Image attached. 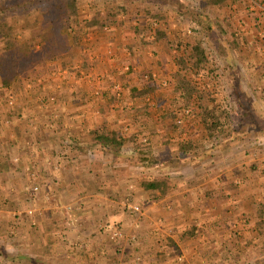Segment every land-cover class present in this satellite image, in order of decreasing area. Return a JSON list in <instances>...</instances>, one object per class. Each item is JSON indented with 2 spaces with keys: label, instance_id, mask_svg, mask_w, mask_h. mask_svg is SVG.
Listing matches in <instances>:
<instances>
[{
  "label": "rangeland",
  "instance_id": "rangeland-1",
  "mask_svg": "<svg viewBox=\"0 0 264 264\" xmlns=\"http://www.w3.org/2000/svg\"><path fill=\"white\" fill-rule=\"evenodd\" d=\"M202 1H178L185 8L172 6L167 9L158 8L157 12H151L152 10L148 12L147 15L151 18L153 27L164 23L165 30L160 29L159 31H166V33L168 31L164 37L163 46L167 49L165 59L169 65L166 67L163 64L164 69L162 70L158 67L161 65L160 61L159 64L156 62V66L148 68V73L144 72L141 76L142 79L148 76L147 80L156 79V82L157 80L166 82L165 86L162 82H158L159 86H154L156 89L154 88L150 95L156 103V96L154 98L153 96L161 91L167 92L168 97H165L168 98L165 101L167 104L156 103L157 110L164 108L163 112L168 111V114L163 115L168 117L164 125L171 130H177L173 118L169 114L175 113L181 120L178 123L177 119L176 124L189 127L196 132L197 137L207 141L200 117L196 113L197 110L193 108V113L185 114V110L190 111V107L193 106L182 108L181 103L177 100L179 94L174 89L177 83L174 75L180 69L179 56H184L187 66H191L194 59L189 54L190 47L201 42L208 57L207 74L211 76L205 79L196 78L200 89L209 90L216 102H221L224 105L229 104L237 111V115L241 116L240 110H243L247 114H251L255 120L257 119L253 126L248 125V133L240 132L237 136L226 141L228 142L226 149L229 150L227 152L225 150L226 153L223 154H228L229 163L223 168V171L226 174L229 173L228 176L240 175L241 181L244 179L245 183H240L242 184L241 195L242 192L244 194L245 191H250L252 196H256L258 197L256 199L260 200L259 197L264 198V38L260 34L264 25L258 21L260 17L257 15L259 13L261 16L264 15V5H262L264 0H224L222 4L214 7L203 5ZM0 2L12 6V10L7 9L6 12L10 15L15 37L20 42L29 38L30 30L39 28L47 19L44 0H38L36 4L28 3L26 11L14 8L15 3L23 2V0H0ZM178 10H182V14ZM32 48L36 54L40 55L39 64L28 70L25 75L17 77L9 86H0V173H2L0 176V205L5 204L8 212H11L10 219L5 220L6 229L0 233V237L6 238L11 243L19 242L18 238H23L25 241L26 239L30 240L32 245L31 247L23 246L22 249L14 248L10 251L12 254L21 253L27 259L24 260L25 262L14 264H32L28 260L30 258L39 259L38 264H264V244H262L264 243V233H249L247 229L240 230V228L232 229L233 222L241 221L240 217L235 214L231 215V220L230 217L226 218L225 224L228 228L225 233L220 231L214 233L216 241L222 243L214 245V247L207 243L202 244L199 249L201 252L197 250L195 257H190L185 248L177 244L178 240H181V232L170 231L168 235L165 233L160 235L158 226L161 225L157 224L160 222L154 214L156 201H153L141 186V181L147 179L144 176L146 170L137 168L136 171L139 174L136 172L135 176H141V179L135 177V187L133 184L129 185V190H133L132 195H120L107 200L115 204V213H112L114 218L109 219L110 216H108L113 207H104L106 204L104 200L97 201L99 204L96 207H101L100 210L104 213L96 217L98 220H95L96 230H92L88 236L85 234V238L89 242L95 240L97 247L93 245L84 247V243L79 245L76 237L79 233L77 234L74 219L83 211V208H87V205H84V200L61 198L54 195V198L47 201L48 199L45 197L43 199L41 194L36 195L38 190L45 192L43 189L45 183L31 182L30 176L34 174L31 173L32 167L29 163L31 160L29 143L25 145L21 153L23 154L22 160L26 165L17 168L21 171V168H24V175L20 177V174L16 173L10 164L11 158H15L16 152H14L15 149L11 150L13 146L9 144L10 142H14V145L18 144L13 137H8L14 128L12 120L14 115L23 116L25 114V110L21 111L19 102L30 100L35 97V94L42 92L41 97L46 99L45 105L42 104V106L49 109V97L51 96L55 97V103H52L55 105L59 96L53 92H49L47 95L43 91L42 88L46 86L43 79L48 75L57 79L61 73L63 74V69L68 62L66 59L60 68H55V64L51 65L52 61L42 57V48L38 44H32ZM152 73H154V77ZM6 97H12L15 100L13 108L4 107ZM131 123L134 132L141 130L142 125L138 118L132 119ZM189 129L183 132L185 133ZM140 137L143 141L147 139L146 134H141ZM9 138L11 139L9 140ZM71 139V136L65 137L63 144H66L67 140L70 143ZM5 144L9 145L10 149H7ZM8 151H11L12 154H9ZM127 151L128 149L125 150V154L128 153ZM171 154L169 157L173 156ZM257 158L260 160L259 163L254 161ZM81 159L86 158L82 156ZM254 164L255 168H253ZM232 183L235 184L234 181ZM243 183L245 188H243ZM260 185L262 187H259ZM34 186H37V190L33 189ZM29 187L31 194L27 192ZM158 192L157 195L162 196L160 191ZM44 201L48 203L45 205ZM44 205L49 209V218L42 215L41 211ZM135 206L138 207V210L133 209ZM103 215L105 218L102 217ZM159 219L164 224L169 221L161 217ZM71 220L74 224L71 223ZM65 222L70 224L66 229L62 228ZM44 225L46 231L43 230ZM175 233L178 238L173 237ZM198 233L196 234L198 235ZM97 234L99 239L96 238ZM208 236L209 234L204 233L203 243L207 241ZM247 240L250 241V244L246 242ZM259 240H263V242ZM172 241L173 244H177V247L171 245ZM35 242L38 243L35 244ZM46 242L49 247L46 246ZM89 242L85 244H89ZM12 245L14 246V244ZM95 255L97 256L95 257ZM160 255L168 258L159 261Z\"/></svg>",
  "mask_w": 264,
  "mask_h": 264
},
{
  "label": "crops",
  "instance_id": "crops-1",
  "mask_svg": "<svg viewBox=\"0 0 264 264\" xmlns=\"http://www.w3.org/2000/svg\"><path fill=\"white\" fill-rule=\"evenodd\" d=\"M178 1L184 0H76L80 6L79 22L86 23L94 19L98 20L99 25L79 36L73 58L65 57L62 62H51V65H56L55 68H60L66 59L68 61L63 74L61 73L57 79L50 75L43 79L46 85L42 88L43 91L47 95L49 92L56 93L59 96L57 103L50 104L49 109L44 108L42 104L46 99L41 97L42 92H38L34 98L21 100L18 104L21 106V111L25 110V114L14 115L12 120L14 128L10 129L12 132L10 136L8 134V137H13L18 144L14 145V142L9 144L13 146L11 150L15 149L14 152H16L10 164L20 177L24 175V168H21L22 171L17 168L26 165L21 153L25 145L29 143L31 147L29 163L32 167L31 173L34 174L30 176L31 182L45 183V188L43 187L45 192L38 190L36 195L41 194L43 199L44 197L48 199L47 201L54 198V195L84 200L87 208H83V211L74 219L77 234L79 233L76 237L79 245L84 243V247L92 245L97 247L95 240L89 242L85 238V234L88 236L92 230H96V217L104 213L100 210L101 207H96L99 204L97 201L104 200L106 201L104 207H113L108 216H110L109 219L114 218L112 213H115V204L107 200L120 195H132L133 190H129V185H135V177L141 179V176H135L136 168L146 170L144 176L149 180L153 176H167L171 184L170 188L154 204L156 209L154 214L160 222L157 224L161 225H157L158 233L168 235L170 231H175L181 232L180 235H182L187 230L195 228L200 234L177 242L185 248L190 257H195V253L197 254L202 244L207 243L214 247L222 243L216 241L214 233L218 231L225 233L228 228L225 224L226 218L230 217L231 220L232 214H240L242 199L251 196L250 191H245L244 194L242 192L241 195L242 184L240 183L245 181L240 180V175L228 176L229 173L226 174L223 171L229 163L228 154L223 153L229 149L213 151V156L217 155L214 158L183 154L180 160L176 159L177 153L173 150L179 139L206 140L197 137L196 132L189 127L187 132L180 134L164 125L166 121H161L159 117L160 114H164V108L157 110L156 103H165L168 99L165 98L168 97L167 92L161 91L152 95L153 98L156 96V103L151 99V94L140 98L130 95L132 87L155 88L154 86H159L158 82H163L161 80L156 82V79L147 80L148 76L142 79L143 73L147 72L148 68L156 66V62L159 64L160 61L161 65L158 67L162 70L164 69L162 66L169 65L165 59L167 49L163 46V40L168 31L162 32L163 36L157 38L154 28L165 30L164 23L153 27L151 18L147 14L151 10V12L159 11L158 8L176 7L180 3ZM257 16L260 17L258 21L264 25L262 20L264 15L261 16L259 13ZM101 26H103L102 29ZM260 34L264 38V29L260 31ZM152 74L154 77V73ZM117 83L121 85V93L118 96L114 93V85ZM96 92L100 95H96ZM143 103L148 104L149 111L146 118L142 112L141 114L134 112L136 106ZM141 116L143 122L147 120L154 124L152 128H147L145 125L141 128L142 134L147 135L152 152L163 156L164 150L171 151L174 159L170 158L166 165L147 167L130 161L128 157H124L134 152L130 142H126L121 148V154L124 156L113 157L112 154L103 151L100 141L94 139L95 132L128 136L134 132L132 119ZM67 136H71V142L67 140V143L63 144ZM9 145L5 144L7 149H10ZM127 149L128 153L125 154ZM8 153L12 154L11 151ZM82 156L87 160L81 159ZM221 156L223 160H220ZM254 161L260 162L258 158ZM119 183L127 185L121 186ZM244 183L243 188L246 187ZM39 188L41 189L40 186ZM233 188L237 191L233 194L234 196L231 194ZM29 189L30 187L27 192ZM3 200L6 201L4 198ZM161 201L164 203L159 204ZM44 203L46 205L48 202L44 201ZM45 205L40 211L43 217L49 218V209ZM163 205L165 206L162 207ZM10 214L5 204L0 205V233L5 231V220L10 219ZM102 217L105 218L104 215ZM158 217L169 221L166 224L161 223L162 220ZM240 219L241 221L232 223V229H247L249 233H257L252 230L253 223L243 224L242 217ZM71 221L74 224L73 220ZM69 225L65 222L62 228L66 229ZM38 226L41 227L39 224ZM43 230L46 231L45 225ZM43 230L41 229V232ZM204 233L209 234L205 243H203ZM173 237L178 238L177 233L173 234ZM96 238L99 239V235ZM18 239L19 242L11 243L6 238L0 237V264H14L27 260L21 253L10 252L14 248L22 249L23 246H32L30 240ZM198 241L202 243L199 244ZM88 242L89 244H85ZM47 245L49 247L46 242ZM28 260L32 264L39 263V259Z\"/></svg>",
  "mask_w": 264,
  "mask_h": 264
},
{
  "label": "trees",
  "instance_id": "trees-1",
  "mask_svg": "<svg viewBox=\"0 0 264 264\" xmlns=\"http://www.w3.org/2000/svg\"><path fill=\"white\" fill-rule=\"evenodd\" d=\"M37 1L23 0V2L15 3L14 8L26 11L28 3L36 4ZM223 2L224 0H203L202 4L214 7ZM44 3L47 12L45 23L39 28L30 30L29 38L20 42L15 37L10 15L6 12L7 9L9 11L12 10V6H7L5 2H0V86H9L17 77L25 75L28 70L39 64L40 55L35 53L32 44L36 43L42 48L43 58H47L48 61L62 62L65 57L73 58L75 56L74 50L76 49L79 36L83 35L84 32H88V29L99 25L98 20L94 19L89 22L86 21V23L78 22L80 6L76 0H44ZM176 7H184V5L179 3ZM179 11L182 14V10ZM102 28L103 26H101ZM154 30L157 38L163 36L162 32L155 28ZM189 54L194 59L191 66H187L184 56H179L180 69L174 75L177 81L174 89L179 94L177 100L181 103L182 108L193 106L190 107L191 110L188 114L190 112L193 113V108L197 110L195 112L200 117L207 141H193L189 138L179 139L176 142L175 150H173L177 153L176 159L178 160L183 154H192V157L202 158L213 156V151H221L226 148L228 143L226 141L229 138L237 136L240 132L248 133V125L253 126L257 121L251 114H247L243 110H240L241 116L237 115V111L229 104L224 105L221 102H216L209 90L200 89L196 78L205 79L211 76L207 74L208 57L201 42L193 44L190 47ZM153 91L154 88L149 87H132L130 88V95L140 98L152 94ZM235 98L237 99V96ZM147 105V103L138 104L134 112H140L139 114L142 112L146 118L149 111ZM165 114H168V111L159 115L161 121H167L166 118L168 117L163 116ZM169 114H171L170 117L173 118L174 126L177 128L176 133L181 134L186 131L187 127L183 124H176L177 115L175 113ZM142 116L138 118L141 121L140 124L145 125L147 128H152L154 124L147 120L143 122L141 120ZM142 132L143 130H137L128 136L95 132L94 139L100 141L103 151L112 154L113 157L116 155L124 156V154H121V148L126 142H130L133 146L134 154L124 157H128L130 161L137 162L139 165L147 167L160 164L166 165L170 158L173 159V157H169L171 154L170 150H164L162 152L163 156L155 155L150 148L148 139L143 141L140 137ZM255 167L254 164L253 168ZM170 185L167 176H153L151 180L145 178L141 181L143 190L151 196L153 201L160 200L157 192L160 191L161 194H165ZM235 192H237L235 188L231 189L232 195ZM238 215H241L243 224L253 223L254 228L252 230L258 234L260 232L264 233V198L261 197L260 200H257L256 196L251 195L247 199H242V212ZM196 233V229L193 228L180 235V238L185 239L191 235L196 236ZM259 241L263 242V240ZM246 242L250 244L249 240ZM175 244L172 241L171 245L177 247V244ZM160 256L158 258L159 261L168 258L167 256L164 257V255Z\"/></svg>",
  "mask_w": 264,
  "mask_h": 264
},
{
  "label": "built area",
  "instance_id": "built-area-1",
  "mask_svg": "<svg viewBox=\"0 0 264 264\" xmlns=\"http://www.w3.org/2000/svg\"><path fill=\"white\" fill-rule=\"evenodd\" d=\"M162 84L165 86L166 82L163 81ZM114 93L116 96L120 95V93H121L120 83H117L114 85ZM96 95H100V93L96 92ZM49 103L50 104L55 103V97L54 96L49 97ZM14 104H15V100H13L12 97H10V98L6 97V99H4V107L6 106L7 109L13 108ZM188 112H189V110H185V114H187ZM177 122L180 123L181 120L178 119ZM33 189L37 190V186H34ZM133 209L138 210V207L135 206Z\"/></svg>",
  "mask_w": 264,
  "mask_h": 264
}]
</instances>
